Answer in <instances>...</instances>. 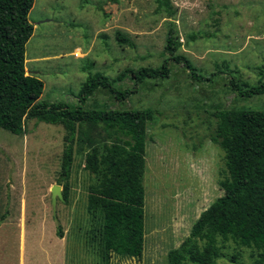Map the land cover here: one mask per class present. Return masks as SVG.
<instances>
[{"label": "rangeland", "instance_id": "rangeland-1", "mask_svg": "<svg viewBox=\"0 0 264 264\" xmlns=\"http://www.w3.org/2000/svg\"><path fill=\"white\" fill-rule=\"evenodd\" d=\"M171 2L172 11L163 12L157 0H35L29 15L35 30L26 70L43 80L42 100L77 107L87 80L102 75L134 92L120 102L102 86L86 110H150L142 257L112 252L104 259L88 210L99 180L85 168L86 157L112 141L103 126L86 125L92 142L77 137L68 199L57 197L54 206L52 188L63 194L65 184L66 130L33 119L25 134L0 129V264H168L170 250L223 196L228 174L225 149L212 141L216 114L264 110V94L239 95L264 81V0ZM168 38L173 54L164 49ZM166 59L168 77L135 86L131 71L159 69ZM219 245L221 264H264L254 247L221 237Z\"/></svg>", "mask_w": 264, "mask_h": 264}, {"label": "trees", "instance_id": "trees-1", "mask_svg": "<svg viewBox=\"0 0 264 264\" xmlns=\"http://www.w3.org/2000/svg\"><path fill=\"white\" fill-rule=\"evenodd\" d=\"M157 1L163 12L172 11L171 0ZM34 2L0 0V129L25 134L27 122L33 119L65 128L60 181H65L63 197L67 200L74 143L79 135L81 140L92 142L86 125H102L112 141L102 147L94 146L86 157L85 168L99 180L90 188L88 210L104 259L108 261L112 252L141 258L145 244L148 142L144 126L150 110H86L87 100L102 86L120 102L134 92L132 88L109 85V78L102 75L87 80L77 107L42 100L43 80L26 70V46L35 30L29 20ZM172 27L169 34L175 36ZM118 38L123 40L120 34ZM173 46V39L168 38L164 49L173 54ZM168 64L166 59L159 69L131 71L135 86L148 79L168 77ZM263 94L264 81L239 92L241 97ZM216 115L218 124L212 141L220 143L226 152L228 175L220 182L224 194L201 213L181 245L170 250L168 264H221L220 237L258 249L264 260V110L223 109ZM59 236L63 238L62 230Z\"/></svg>", "mask_w": 264, "mask_h": 264}, {"label": "water", "instance_id": "water-1", "mask_svg": "<svg viewBox=\"0 0 264 264\" xmlns=\"http://www.w3.org/2000/svg\"><path fill=\"white\" fill-rule=\"evenodd\" d=\"M52 197H53V204L54 206L56 205L57 203V197L59 198H63V194H62V190H61V186L59 185H55L53 188H52Z\"/></svg>", "mask_w": 264, "mask_h": 264}, {"label": "crops", "instance_id": "crops-1", "mask_svg": "<svg viewBox=\"0 0 264 264\" xmlns=\"http://www.w3.org/2000/svg\"><path fill=\"white\" fill-rule=\"evenodd\" d=\"M81 48H82V47H77L75 50L78 51V50H81ZM72 51H74V50H72ZM70 53H72V52H69L68 54H70ZM75 58H76V57H75ZM145 236H146V232H145Z\"/></svg>", "mask_w": 264, "mask_h": 264}]
</instances>
